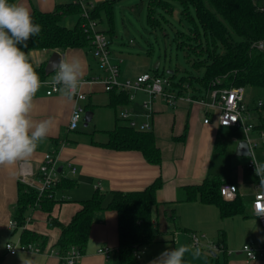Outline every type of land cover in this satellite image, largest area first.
<instances>
[{"label":"crops","instance_id":"0c3cea01","mask_svg":"<svg viewBox=\"0 0 264 264\" xmlns=\"http://www.w3.org/2000/svg\"><path fill=\"white\" fill-rule=\"evenodd\" d=\"M69 1L71 0L16 2L25 3L32 12L34 8L53 11L57 4ZM87 1H92L93 3H90L94 5L104 0ZM170 3L171 13L157 7L154 14L149 16L148 10V22L154 28L162 30L164 25L171 22L169 15H174L177 8L175 3L180 2L170 0ZM147 7L148 9L152 7L150 0ZM181 11L182 7L180 15L184 21L181 24L183 28L177 31L178 41L181 31L189 32V22ZM114 17L116 30V13ZM75 19L77 22L78 15H70L65 22L71 26V21L75 22ZM111 50L112 62L120 68V80L135 79L143 73H150L146 70L136 75L129 67L122 69L121 63L130 61L132 54L125 53L122 48L116 51L111 47ZM54 51H59L63 57L79 56L85 68L83 78L105 74L98 59L87 47L63 50L34 49L26 54L35 66H40L47 64ZM157 67L155 66L156 69ZM170 72L176 76L175 71ZM48 88V85L43 84L36 93L31 116L36 121L50 118L53 121L50 134L38 144L29 159L18 161L12 166L0 167V264H67L56 245L61 228L51 226L50 217L68 224L81 209L82 201L91 198L96 190L106 195L104 208L94 214L88 245L76 264H115L116 252L110 255L99 252L103 246L118 249V213L107 207L112 191H140L156 179L162 180L156 195L157 204L153 208L157 239L143 246L138 252L141 264H149L165 249L178 247L190 248L185 254L184 264H264V257L250 260L242 251L246 243L254 246L264 244L263 229L252 211V201L258 191L257 180L247 164L243 165L237 158L240 156L237 148L243 139L248 140L250 145L252 142L257 143L253 149L254 155L260 144L264 146L261 134L263 130L255 128L258 123L254 109L256 100L250 87L245 88V99L250 112L249 121L254 124V128L249 132L239 126L220 124V111L217 108L199 101H188L186 97L190 95L195 99H204L206 103L212 102V88L206 90L200 83L175 84V90L177 92L183 90L181 93L186 97L180 100L177 106H172L161 98L155 99L152 116L146 114L147 110L143 105L150 98L144 91H139L132 101L114 105L113 93L105 91L102 85H84L82 89L87 93V98L80 103L94 114L92 123L90 121L82 128L80 122L76 129L69 128L76 100L74 98L68 100L61 91L47 94ZM115 93L117 95L120 91ZM124 109L134 113L138 123L149 121L153 124L150 131L154 134L161 151L162 158L159 163L150 162L140 150L115 149L107 144L110 130L117 125H127L125 120L119 118L120 112ZM206 117L209 118L208 122H205ZM233 128H240L244 135L234 133ZM47 153L58 155L57 169L61 183L72 185L57 189L55 197L58 201L50 212L41 207L30 208L26 212L28 220L26 225L15 229L10 221L18 200L19 181L26 178L37 183V173ZM213 177L238 185L236 198H241L245 203V213L222 217L219 207L214 203L202 202L198 197L185 199L186 186L198 185L205 179ZM172 215L176 217L175 220L171 219ZM23 228H28L41 236L34 241V244L42 247L41 253L18 251L11 254L7 251V242L21 241ZM192 233L199 234L201 241L206 240L199 256L194 254ZM211 241L224 246V250L210 251L208 245Z\"/></svg>","mask_w":264,"mask_h":264},{"label":"trees","instance_id":"16d2710c","mask_svg":"<svg viewBox=\"0 0 264 264\" xmlns=\"http://www.w3.org/2000/svg\"><path fill=\"white\" fill-rule=\"evenodd\" d=\"M117 1L104 0L94 4L89 11L91 19L106 32L109 39L116 33L114 7ZM178 1L182 6L181 13L189 22V32H180L177 46L186 51L188 58L194 56L192 65L195 68L204 69L201 75H183L175 81L173 73L168 78L172 80L174 86L185 82L192 85L200 83L206 90L215 87H250L256 100L254 109L258 123L255 128L264 131V51L252 47L254 42L264 40V10L259 8L264 6V0ZM150 4L152 7L148 9L149 16L154 14L157 7L172 12L170 0H150ZM82 12V6L72 1L57 4L53 11L34 8L31 12L33 22L40 24L42 30L39 36H34L28 41V48L24 51L63 50L74 47H87L91 51L92 31L88 28V19ZM70 15H78L74 26H69L65 22ZM156 21L158 23V20ZM33 66L40 80L48 76L46 65ZM110 92L113 93L114 105L130 101L125 92L120 91L117 95L115 93L117 91ZM259 102H262L261 105ZM109 135L107 142L109 146L115 149H137L142 151L150 162L161 161V151L151 131L138 130L127 124L117 125L109 131ZM222 183L218 177H213L205 179L201 184L186 186L185 199L198 197L202 202L214 203L219 207L222 217L245 213L246 205L241 198L228 201L222 197L220 192ZM71 185L72 183L64 184L59 181L40 194L33 186L19 181L18 200L12 213V218L17 222L15 229L26 225V212L30 208L41 207L50 212L58 201L55 197L57 189ZM161 185L162 180L156 179L140 191H112L107 207L118 213L119 244L115 264H141L138 252L143 246L156 241L153 208L157 204L156 195ZM105 198L104 193L96 190L91 198L82 201L81 209L68 224L50 217V225L61 228L56 245L62 256L66 255L72 246L78 247L81 254L84 253L90 238L93 216L104 208ZM175 218L171 216L172 220ZM39 238L41 236L36 232L28 228L22 229L21 242L34 243Z\"/></svg>","mask_w":264,"mask_h":264},{"label":"built area","instance_id":"2783aa9c","mask_svg":"<svg viewBox=\"0 0 264 264\" xmlns=\"http://www.w3.org/2000/svg\"><path fill=\"white\" fill-rule=\"evenodd\" d=\"M74 3H79L83 12L82 15L88 19V28L92 31L91 52L98 59L101 68L105 71L102 76L86 77L83 78V85H93L100 84L103 89L107 92L110 91H121L128 95L130 101H132L139 91H144L149 95V99L146 100L143 105L147 110L146 114L152 116L154 112L153 102L155 99H164L168 104L172 106H177L179 101L184 99V94L177 92L174 88L172 80L168 77H162L152 73H143L136 77L135 79H125L120 80V69L119 66L112 62V50L110 45L109 36L101 30L99 25L90 17L89 11L93 6L87 0H71ZM264 10V6L259 7ZM252 47L264 51V40H259L253 43ZM54 72L48 75L45 79L41 80V85L46 84L49 86L47 89V94H54L60 92L59 87H53L51 84L52 76ZM47 81V83H45ZM219 82V81H218ZM79 90L78 94L73 98L76 100L77 104L74 107L69 128L76 129L81 120L84 118L85 109L81 105L80 101L87 98V93L83 89ZM212 102L206 103L204 99H195L190 95L186 97L188 101L201 102L208 105L209 107L217 108L220 111L219 122L222 125L230 126L235 125L242 127L246 132H249L254 128V124L249 121L250 112L249 107L245 99V88L241 86H231V87H215L211 91ZM262 102H259L261 105ZM119 118L125 120L127 124L133 128L142 131H150L153 129V124L149 121L138 123L134 116V113L124 109L120 112ZM209 118H205V122H208ZM262 136L264 139V131H262ZM257 146L256 142H252L250 145L252 150V157L247 163V167L253 172L257 180L258 191L256 192L254 199L252 201V211L255 217L258 219L263 232H264V215L257 216V206L264 208V189L260 188V179L255 174V166L253 164V159L259 161L257 157L253 154V149ZM58 155H53L47 153L45 155L44 162L40 165L37 177L38 182H34L30 179L23 178V181L33 186L38 190L40 194L44 193L48 189L55 186L59 181V173L57 169ZM260 162V161H259ZM75 170V168H73ZM40 183V184H39ZM220 192L225 200L231 201L236 199L238 196V185L232 182H223L220 186ZM28 220H26L27 223ZM10 224L13 228L17 227V222L12 218ZM191 239L195 247L199 249L204 248V244L201 243L200 236L197 233L191 234ZM210 251L224 250V246L218 243H211L208 245ZM6 249L9 253L15 254L18 251L41 253L42 247L36 245L32 242L23 243L17 241H9L6 244ZM118 249L111 246H103L99 249V252L110 255L116 252ZM242 251L246 254L248 259H256L260 256L264 257V244L259 246H254L251 243H246L242 247ZM82 254L78 247L72 246L66 255H64V260L67 264H76L81 258ZM139 257V256H138Z\"/></svg>","mask_w":264,"mask_h":264},{"label":"clouds","instance_id":"9594fccd","mask_svg":"<svg viewBox=\"0 0 264 264\" xmlns=\"http://www.w3.org/2000/svg\"><path fill=\"white\" fill-rule=\"evenodd\" d=\"M41 30L25 3L0 0V167L29 159L53 128L50 118L36 121L31 116L41 80L24 49ZM53 72V87H59L68 100L78 94L85 74L79 56L61 57ZM252 161L264 189V163ZM258 215H264V208L257 206ZM189 251V247L165 249L149 264H184ZM194 254L199 256L200 249L195 248Z\"/></svg>","mask_w":264,"mask_h":264},{"label":"rangeland","instance_id":"374dc122","mask_svg":"<svg viewBox=\"0 0 264 264\" xmlns=\"http://www.w3.org/2000/svg\"><path fill=\"white\" fill-rule=\"evenodd\" d=\"M175 4L177 8L174 15H169L171 22L160 30L148 22V0H118L115 3L117 33L112 38L110 37V45L113 50L119 51L122 48L125 53L132 54L130 61L126 60L125 63H121L122 69L129 67L136 75L147 70L152 74L158 73L162 77H170L172 73L170 71L173 70L176 72L175 81L183 75L197 76L203 73V67L197 69L192 65L191 60L195 59L194 56H189V60L186 51L177 46V31L183 26L181 24H183L184 18L180 15L182 6L179 3ZM158 11L161 12L160 9ZM75 22L71 21V26H74ZM81 127H86L84 119L81 120ZM232 131L239 132L241 136L244 135L240 128H233ZM255 155L261 163H264V146L262 144L255 150ZM251 157L252 155L237 156L243 165H246ZM208 238L211 239L210 236ZM205 241H201V243L204 244ZM13 242L16 243V241ZM209 243H216V241ZM192 246L195 247L193 242ZM205 248L208 250L207 247Z\"/></svg>","mask_w":264,"mask_h":264},{"label":"water","instance_id":"95a60500","mask_svg":"<svg viewBox=\"0 0 264 264\" xmlns=\"http://www.w3.org/2000/svg\"><path fill=\"white\" fill-rule=\"evenodd\" d=\"M63 57V55L59 51H54L50 58L48 59V62L46 64V73L47 75H50L53 73V66L56 64L60 58ZM158 65V64H157ZM156 65V67H157ZM94 112L90 109H85L84 112V121L85 124L87 125L93 117ZM237 153L240 155H246L250 156L252 155L251 149H250V144L248 140L243 139L239 142L238 148H237Z\"/></svg>","mask_w":264,"mask_h":264}]
</instances>
